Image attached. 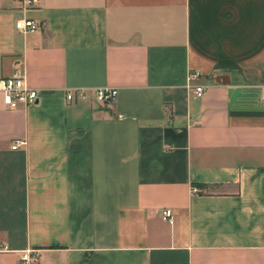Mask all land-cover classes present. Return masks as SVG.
Here are the masks:
<instances>
[{
	"label": "crops",
	"instance_id": "obj_1",
	"mask_svg": "<svg viewBox=\"0 0 264 264\" xmlns=\"http://www.w3.org/2000/svg\"><path fill=\"white\" fill-rule=\"evenodd\" d=\"M14 69L0 264H264V0H0Z\"/></svg>",
	"mask_w": 264,
	"mask_h": 264
},
{
	"label": "built area",
	"instance_id": "obj_2",
	"mask_svg": "<svg viewBox=\"0 0 264 264\" xmlns=\"http://www.w3.org/2000/svg\"><path fill=\"white\" fill-rule=\"evenodd\" d=\"M39 0H16L21 9H28L33 7ZM14 27L20 32L32 31L37 28V24L28 18H19L14 22ZM197 77L196 73H189L187 76L186 87L192 92L194 97H200L204 91V85L193 84L191 81ZM94 97L99 102H111L116 94L115 88L103 87L93 90ZM66 99H71L72 94L66 93ZM0 100L7 109H16L18 107H26L33 104L37 100V90L29 86L23 73L14 69L9 76L0 77ZM24 141H14L10 146L12 149ZM195 191V188H192ZM159 214L163 220L170 221L171 211L168 208H164L159 211ZM29 252L24 251L21 254V259L25 262L29 259Z\"/></svg>",
	"mask_w": 264,
	"mask_h": 264
}]
</instances>
